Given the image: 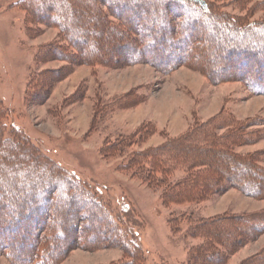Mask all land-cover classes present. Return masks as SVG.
Masks as SVG:
<instances>
[{
    "label": "trees",
    "instance_id": "1",
    "mask_svg": "<svg viewBox=\"0 0 264 264\" xmlns=\"http://www.w3.org/2000/svg\"><path fill=\"white\" fill-rule=\"evenodd\" d=\"M14 6L25 12V21L57 28L56 43L40 48L35 61L54 55L68 65L64 72L78 65L76 61L89 66L106 64L111 51L132 62L144 57L162 70L185 62L190 49L200 46L197 59L214 66L206 76L235 74L253 94H264V20L235 17L225 11L222 0H21ZM259 6L264 8V0ZM229 61L236 63V69L223 64ZM38 78L39 73L30 74L25 106L48 89L37 86ZM13 114L0 100V249L11 250L8 256L26 264L38 257L35 248L43 260L60 240L73 242V236L66 238L69 228L64 216L68 217V211L73 216L74 203L83 210L77 218L85 215L94 221L95 213L96 229L114 239L112 246L121 248L124 256L116 264H164L144 247L143 224L129 202L117 195L112 198L104 187L80 180L75 172L68 174L11 120ZM251 126L227 115L215 116L156 147L127 149L137 136L138 141L145 136L141 131L104 144L100 154L110 159L128 151L118 168L151 187H161L165 207L200 204L222 193L225 184L251 198H264V169L259 166L264 152L240 155L236 151L260 137ZM253 176L263 180H253ZM49 207L57 212L53 215L56 228L39 240L45 218L32 220L31 215L39 210V215L46 216ZM167 223L172 235L184 228L187 238L200 241L188 249L186 264H228L238 248L264 233V211L202 219L181 213L171 215ZM240 264H264V250Z\"/></svg>",
    "mask_w": 264,
    "mask_h": 264
},
{
    "label": "rangeland",
    "instance_id": "2",
    "mask_svg": "<svg viewBox=\"0 0 264 264\" xmlns=\"http://www.w3.org/2000/svg\"><path fill=\"white\" fill-rule=\"evenodd\" d=\"M20 1L0 0V100L13 109L11 120L68 174L75 172L80 180L104 187L112 198L117 195L129 202L143 224V245L157 260L164 264H186L188 249L200 242L187 238L184 228L172 235L167 223L171 215L188 213L194 219H202L264 211V198H251L228 184L222 193L200 204L165 207L160 199L161 187H151L118 168L128 151L110 159H103L100 154L104 144L117 143L141 131L145 136L139 141L137 136L132 141L135 144L127 149L156 147L166 139L183 135L195 124L222 115L238 122H249L250 130L259 132L257 141L237 148L238 154L263 153L264 94H253L246 81L235 74L219 78L206 76L209 67L213 69L214 66L197 59L200 46L190 49V60L162 70L149 64L144 57H136V62H132L133 59H123L113 51L108 53L106 64L89 66L76 61L78 65L66 72L63 69L68 65L56 60L54 55L35 61L40 48L56 43L58 30L25 21V12L14 6ZM262 1L222 0V3L227 6L225 11L235 17L262 21L264 8L259 6ZM223 64L236 69L233 61ZM34 72L39 73L37 86L48 89L36 97L42 100L25 106V91L30 74ZM259 166L264 169V162ZM253 177V180H263ZM74 205L71 208L73 216H69V211L68 217L64 216L65 226L69 228L66 238L73 236L74 240H60L53 253L43 258L46 264L120 262L123 251L112 246L113 238L109 239L107 234L103 236L96 229L93 222L97 215L93 214L94 221H88L85 215L80 220L77 216L83 210L78 204ZM38 211L31 218H45L46 224L39 236L42 240L47 237L48 230V234L55 231L53 215L57 212L54 207H49L46 216L45 213L39 215ZM67 244L71 247L65 250ZM35 250L38 257H32L26 264L44 262L39 258L41 251ZM263 250L264 233L238 248L228 264H240ZM10 253L11 250L0 249V264H17L8 256Z\"/></svg>",
    "mask_w": 264,
    "mask_h": 264
}]
</instances>
